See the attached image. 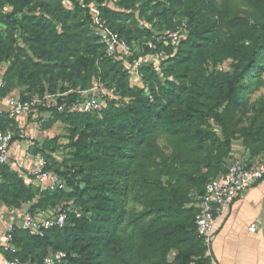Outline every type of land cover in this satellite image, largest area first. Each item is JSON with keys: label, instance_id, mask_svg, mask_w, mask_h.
<instances>
[{"label": "trees", "instance_id": "1", "mask_svg": "<svg viewBox=\"0 0 264 264\" xmlns=\"http://www.w3.org/2000/svg\"><path fill=\"white\" fill-rule=\"evenodd\" d=\"M65 1L73 10L64 9L62 0L44 2L45 10L60 23V31L54 27L46 33L39 29L40 22L36 26L35 17L25 16L32 0H8L13 10L0 11V61L12 54L2 27H7V37L19 33L38 59L61 63V69L67 68L68 55L81 58L84 51L89 56L85 66L88 76L80 89H90L93 78H102L120 100L109 101L101 115L63 113L73 126L72 137H78L77 149L86 157L90 154L89 172L79 183L76 178L82 171L63 172L46 154L45 149L56 151L55 140L43 148L34 147L33 153L48 160L49 169L59 174L66 187L87 200L80 218L70 214L64 227L48 230L43 237L16 228L17 256L41 262L51 252L64 251L67 258L61 264H212L204 240L196 233L198 209L191 195L201 197L209 181L227 172L225 157L250 90L246 81L258 75L264 65V0H162V20L172 29L177 17L188 20L190 33L181 50L179 45H165L149 29L140 30L133 16L101 7L109 27L137 56L161 57L164 52L168 58L179 49L173 58L172 80L162 82L154 70L148 76L152 67L143 62L140 72L146 90L129 86L122 63L108 57L105 46L91 32L89 6H101L108 0H85L83 5L77 0ZM149 42L156 50L147 46ZM16 58L21 60L19 55ZM227 60L232 61L231 70L217 71ZM29 68L23 61L18 73L20 79L25 78V85H39L40 95L53 93V84L36 82V73ZM58 74L60 79L70 76L66 70ZM70 90L68 86L60 88L64 96L59 104L82 100L79 92ZM13 122L7 114L0 115L1 130L10 129ZM211 122L221 127L224 140L206 129ZM160 140L173 144L175 150L163 160L157 177H152L142 160L157 149ZM247 140L245 135L246 146ZM248 163L254 165L250 160ZM38 192L16 172L3 167L0 207L5 204L6 208L21 210L27 205L28 212L34 214L44 204L54 206L73 196L66 189L47 190L39 197ZM130 198L146 210L128 219ZM128 225L133 226V232L127 233ZM172 253L175 256L170 261ZM214 262L218 264L215 258Z\"/></svg>", "mask_w": 264, "mask_h": 264}, {"label": "rangeland", "instance_id": "2", "mask_svg": "<svg viewBox=\"0 0 264 264\" xmlns=\"http://www.w3.org/2000/svg\"><path fill=\"white\" fill-rule=\"evenodd\" d=\"M32 5L30 11L25 12V16L35 17V24L38 26L40 22L39 29H42L46 33H51L53 28L56 27L60 31V23L54 19L46 10L44 2L47 0H32ZM162 0H108L106 6L118 10L125 16H133L138 22V28L149 29L153 32L154 36L159 35L160 37H165L177 29V27L182 22H187L188 34L183 37L179 43V49H184L186 46L184 44L185 40L189 37L190 28L188 20L176 18V27L172 29L165 21L162 20L161 13L163 9ZM96 5V4H95ZM62 7L66 10H73V6L62 0ZM13 10V6L8 2V0H0V11L9 13ZM102 14V12H101ZM127 26L130 24L126 22ZM91 32L93 27H90ZM4 37H6V44L10 47L12 54L6 59L0 61V89L4 92L3 96L4 102L1 104L2 109L8 111L10 109L9 101L12 99H19L25 104L31 106V113L24 118L23 121L17 118H11L14 122L10 124V129L16 134V140H21L25 142H33L35 146L43 148L45 144L55 140L56 151L47 150L45 152L50 155L52 164L58 169L66 173H78L82 171L76 178V182H80L81 179L89 172V167L91 163L88 157L84 156L80 150L76 147V142L78 137H72L73 126L68 121V116L64 115V112L69 114H79L71 113L68 111L60 112L58 110L59 98L64 95L60 92L62 86L70 88L69 92L84 93L87 90L80 89L81 84L87 73L85 66L89 56L83 51L81 58L69 57L66 61L67 68L61 69V63H49L45 60L38 59L32 51V48L28 47L23 42V37L21 38L19 33H14L12 38L7 37V27H2L1 29ZM181 44V45H180ZM51 50L55 48L49 47ZM178 49V50H179ZM174 51L168 58L166 55L159 56L153 55L145 60L146 64L152 68L149 69L147 75L150 76L152 71H156L158 78L162 82L167 79L172 80V69L174 65L173 58L177 54ZM198 52V49H196ZM1 53V52H0ZM28 54V58L25 57ZM45 54V53H44ZM21 56V60H17L16 56ZM30 59V60H28ZM26 60V61H25ZM27 62L29 65V72L34 71L36 73V82L49 81L53 84L54 92L40 95L39 85L37 87L31 88L30 85H25V78L20 79L18 73L20 72V65L22 62ZM16 63V65H15ZM49 64V66H48ZM231 60L225 61L222 65L218 66L217 71H230L231 70ZM56 67H60V70ZM53 70V72H49ZM67 71L70 75L66 79L59 78V71ZM49 72V73H48ZM128 83L131 88L147 89V84L143 75L137 77H132L129 74ZM102 78H93L92 85ZM154 80V79H153ZM110 84V81L108 82ZM250 85V90L246 93L244 97V102L239 110L238 116L240 120L239 129L236 132L235 139L232 141L231 149L228 156L225 157L227 165L234 159L233 152L235 150H240L243 152V157L250 160L254 165H264V65L259 70L258 75H252L247 81ZM76 88V89H73ZM107 91H112L107 88ZM147 92V91H146ZM49 96L48 99L50 108L46 106L45 97ZM87 96V94H83ZM117 97V98H116ZM108 98V97H107ZM116 100H120V96H115ZM128 99L124 98L126 102ZM44 110V111H43ZM46 110V111H45ZM99 117V116H98ZM206 129L214 132L220 140H224L222 129L214 122H211ZM247 136V146L244 144V136ZM216 148L214 147V150ZM174 145L170 144L165 140H160L157 149L149 153L148 158H143L142 163L146 168L147 173L152 177H157L158 171L164 159L170 158L174 153ZM217 151V150H216ZM97 156V153H94ZM139 170V165L136 167ZM77 183V184H78ZM37 189L38 197L41 195L39 193L46 192L41 187L32 185ZM81 188H85L84 183L80 184ZM66 191L68 195L72 197L62 199L59 204L51 206L50 204H44L40 211L34 213V216L38 218H45L54 214L58 210H70L74 213H81L87 198H80L78 195L73 193V189L67 187ZM193 193V192H192ZM191 193V194H192ZM200 196H196L195 193L191 195L192 201L195 200L196 205L199 201ZM191 203L188 205L190 206ZM27 206V205H25ZM1 207H6L2 204ZM27 209L29 206L26 207ZM29 210V209H28ZM146 210L143 204H140L132 198H130L127 204V211L129 213L128 219L132 215H140ZM132 220V219H131ZM129 221V220H128ZM127 233L133 232V226H127ZM175 254L172 253L169 256V260L174 259Z\"/></svg>", "mask_w": 264, "mask_h": 264}, {"label": "built area", "instance_id": "3", "mask_svg": "<svg viewBox=\"0 0 264 264\" xmlns=\"http://www.w3.org/2000/svg\"><path fill=\"white\" fill-rule=\"evenodd\" d=\"M81 5L85 0H77ZM106 3L98 6H89L92 18L94 35L105 46L107 56L119 61L124 66L125 71L132 77L140 75V68L150 55L137 56L132 46H130L120 35L112 30L101 14V7H106ZM187 22H182L177 29L172 31L167 38L161 37L165 45L177 47L184 36L188 34ZM151 50H156L153 42L147 43ZM165 56L164 52L161 54ZM153 56V55H151ZM83 96L82 100L71 103L59 104L60 112L68 111L79 114L101 115L107 108L109 101L115 99L113 91H107L104 83L100 80L85 91L79 92ZM108 97V98H107ZM47 95L45 97L46 106L50 108ZM4 102L0 89V106ZM8 111L0 109V115L7 114L10 118L23 119L32 111L29 104L23 103L19 99H12L9 102ZM16 134L11 129H0V179L2 178L3 167L7 166L16 172L27 185H36L43 190L56 191L67 189L59 174L49 169L48 160L42 155H35L33 149L35 144L27 142L18 152L13 151L14 143L17 141ZM17 152V153H16ZM264 179V165L250 166L246 158L234 159L227 165L226 174L209 181L204 194L197 203L198 214L196 216V233L202 238L207 247V257L214 262L212 252L213 229L216 221L228 214L237 200H239L248 189L255 186ZM74 214L77 218L81 213H74L69 210H58L45 218H38L30 212H25L21 217V224H9L6 231L0 236V264H61L66 261L67 253L56 251L49 253L41 262L22 260L17 256V248L14 245V231L20 228L32 236L43 237L48 230L64 227L69 215ZM256 225H252L250 230L254 232ZM10 255V256H8Z\"/></svg>", "mask_w": 264, "mask_h": 264}, {"label": "crops", "instance_id": "4", "mask_svg": "<svg viewBox=\"0 0 264 264\" xmlns=\"http://www.w3.org/2000/svg\"><path fill=\"white\" fill-rule=\"evenodd\" d=\"M24 144L27 142L17 140L13 151L18 152ZM232 156L242 158L243 152L237 149ZM26 207L21 210L0 207V236L9 224H21L22 215L28 211ZM253 224L257 227L254 232L250 230ZM212 252L218 264H264V179L248 189L230 212L216 221Z\"/></svg>", "mask_w": 264, "mask_h": 264}]
</instances>
